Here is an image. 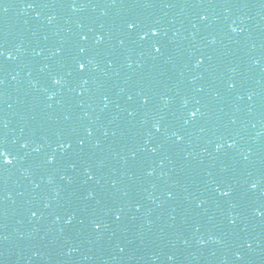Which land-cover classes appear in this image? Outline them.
I'll return each instance as SVG.
<instances>
[{
	"label": "water",
	"instance_id": "water-1",
	"mask_svg": "<svg viewBox=\"0 0 264 264\" xmlns=\"http://www.w3.org/2000/svg\"><path fill=\"white\" fill-rule=\"evenodd\" d=\"M0 150V264H264V0H0Z\"/></svg>",
	"mask_w": 264,
	"mask_h": 264
},
{
	"label": "snow or ice",
	"instance_id": "snow-or-ice-1",
	"mask_svg": "<svg viewBox=\"0 0 264 264\" xmlns=\"http://www.w3.org/2000/svg\"><path fill=\"white\" fill-rule=\"evenodd\" d=\"M129 27H132V26L130 25ZM153 35H155V33H153ZM84 67H85V65L81 64L80 65V70L83 71ZM0 158H2V159H0V163H2V164L11 163V160L8 158L7 153L5 151H3V150H0ZM224 194L228 195V193H224Z\"/></svg>",
	"mask_w": 264,
	"mask_h": 264
}]
</instances>
